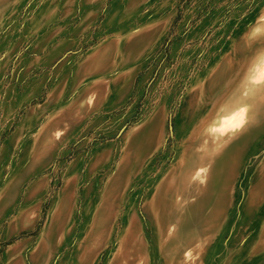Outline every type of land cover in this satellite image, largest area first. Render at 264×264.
<instances>
[{
  "label": "rangeland",
  "instance_id": "374dc122",
  "mask_svg": "<svg viewBox=\"0 0 264 264\" xmlns=\"http://www.w3.org/2000/svg\"><path fill=\"white\" fill-rule=\"evenodd\" d=\"M263 64L264 0H0V264H264Z\"/></svg>",
  "mask_w": 264,
  "mask_h": 264
},
{
  "label": "bare ground",
  "instance_id": "6f19581e",
  "mask_svg": "<svg viewBox=\"0 0 264 264\" xmlns=\"http://www.w3.org/2000/svg\"><path fill=\"white\" fill-rule=\"evenodd\" d=\"M260 73L264 74V64L260 67ZM260 75L257 76L255 78V81L259 83V81L261 80L260 79ZM236 101H237V98L235 99H232L227 103V104H224L219 110V112L217 113V117L214 119V121L208 125L211 126L210 128V133L209 135L212 136V138H215L214 136L216 137H226L228 135H234L237 132V123H239L241 121V119L243 118L242 114L243 112L245 111L243 105H236ZM223 112L225 113V115L223 114ZM227 113V114H226ZM207 127V126H206ZM219 140V139H218ZM215 141V140H214ZM217 142V141H216ZM199 169L201 170H205L204 166L203 165H200V166H196ZM176 203V201H175ZM174 203V204H175ZM173 204V205H174ZM175 207V206H174ZM170 209V208H169ZM175 209V208H174ZM172 210V209H171ZM171 212V211H170ZM173 213V212H172ZM178 214V213H177ZM180 214V213H179ZM175 215V214H174ZM178 218V217H177ZM177 220V219H176ZM175 221V220H174ZM172 222V221H171ZM177 222V221H176ZM174 223V222H173ZM172 224V223H171ZM175 224V223H174ZM173 225V224H172ZM171 227V226H170ZM195 229V227L193 228ZM169 230V229H168ZM193 231V230H192ZM196 231V230H195ZM201 232V231H200ZM189 233V232H188ZM197 233V232H195ZM192 234V233H191ZM163 235V234H161ZM189 235V234H188ZM198 235V234H197ZM171 236V235H170ZM185 236V234H184ZM196 236V235H195ZM189 237V236H188ZM193 237V236H192ZM163 238V237H161ZM183 239V238H182ZM188 239V238H187ZM175 241V240H173ZM199 241V240H198ZM171 242V241H170ZM169 242V243H170ZM184 242V241H183ZM181 243V242H180ZM169 246V245H168ZM170 248V247H169ZM171 249V248H170ZM192 251V250H191ZM171 254V253H170ZM171 257V256H170ZM188 259V258H187Z\"/></svg>",
  "mask_w": 264,
  "mask_h": 264
},
{
  "label": "crops",
  "instance_id": "0c3cea01",
  "mask_svg": "<svg viewBox=\"0 0 264 264\" xmlns=\"http://www.w3.org/2000/svg\"><path fill=\"white\" fill-rule=\"evenodd\" d=\"M232 97H230L229 99H228V102H229V100L231 99ZM225 104V103H224ZM223 104V105H224ZM223 105H220L216 110L214 109V112H210V116H208L207 118H208V120L210 121V122H212V121H214V119L217 117L216 115H217V113L219 112V110H221L220 108L223 106ZM217 106H215L214 108H216ZM211 116H213V117H211ZM211 117V118H210ZM209 121H204L203 122V124L204 123H206V124H211Z\"/></svg>",
  "mask_w": 264,
  "mask_h": 264
}]
</instances>
